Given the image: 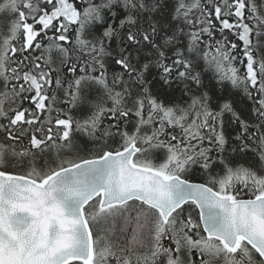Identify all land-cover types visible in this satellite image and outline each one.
I'll return each instance as SVG.
<instances>
[{
	"label": "snow or ice",
	"instance_id": "snow-or-ice-1",
	"mask_svg": "<svg viewBox=\"0 0 264 264\" xmlns=\"http://www.w3.org/2000/svg\"><path fill=\"white\" fill-rule=\"evenodd\" d=\"M0 264H264V0H0Z\"/></svg>",
	"mask_w": 264,
	"mask_h": 264
}]
</instances>
